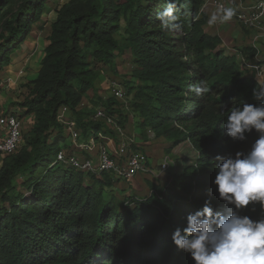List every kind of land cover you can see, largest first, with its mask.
Returning <instances> with one entry per match:
<instances>
[{
	"label": "trees",
	"instance_id": "trees-1",
	"mask_svg": "<svg viewBox=\"0 0 264 264\" xmlns=\"http://www.w3.org/2000/svg\"><path fill=\"white\" fill-rule=\"evenodd\" d=\"M46 1L0 0V71L26 41ZM166 2L68 0L56 10L20 103L24 114L33 115L32 126L0 162V264H192L176 250L172 232L185 227L187 214L205 200L222 205L212 183L213 158L247 150L256 138L222 136L227 112L220 109L224 103H255L252 90L262 85L241 61L255 55L251 44L239 47L237 56L205 30L204 0H179L176 29H162L156 19ZM127 53L133 69L124 91L140 141L151 129L172 149L182 148L168 183L147 182L145 196L120 198L113 176L84 173L55 159L68 144L62 106L82 140L114 133L94 119L97 108L127 129L130 119L117 100L98 94L92 66H112ZM201 82L209 91L197 97L189 86ZM130 147L138 149L133 142Z\"/></svg>",
	"mask_w": 264,
	"mask_h": 264
},
{
	"label": "clouds",
	"instance_id": "clouds-1",
	"mask_svg": "<svg viewBox=\"0 0 264 264\" xmlns=\"http://www.w3.org/2000/svg\"><path fill=\"white\" fill-rule=\"evenodd\" d=\"M179 0H167L156 14L162 29L180 27L177 11ZM231 9L224 15L213 14L209 23L231 18ZM197 97L207 94L201 84L189 86ZM255 103H224L222 136L245 142L256 133L247 150L213 158L215 177L212 181L222 205L203 206L186 216V226L174 229L171 241L178 252L186 254L192 264H264V86L252 90ZM232 101V100H231ZM254 213L255 215H250Z\"/></svg>",
	"mask_w": 264,
	"mask_h": 264
},
{
	"label": "rangeland",
	"instance_id": "rangeland-1",
	"mask_svg": "<svg viewBox=\"0 0 264 264\" xmlns=\"http://www.w3.org/2000/svg\"><path fill=\"white\" fill-rule=\"evenodd\" d=\"M66 1L68 0L46 1L39 21L33 25L26 41L22 44L20 49H18L13 54L11 62L0 71V78H4L8 73H10L13 77V81H11L6 89H4L2 92L3 108H11L22 113L21 116L23 117L25 132L32 126L33 115L24 114L20 103L24 100L28 92V81H30L36 75V71L38 70L39 59L43 54V47L46 42V37L50 31V23L54 20L58 7ZM220 1H223L226 4L227 9H231V18L226 21H222L218 18L215 23H209V20L213 14L217 15V17H221L224 15V12L215 11L213 7L206 5L204 8L205 11L207 8L209 11H211L208 13L207 9L206 12L208 16V20L205 25L208 26L207 32L210 34H216L220 36V38L222 37L221 45L225 49L227 48L226 46H229L230 48V50L226 49V52L229 51L231 53H237V55L240 56L239 47L247 44L249 40L247 39V35H251L252 31L245 30V28L241 27L234 19V11L238 0ZM32 40L36 41L37 43L35 44L34 52L33 46L29 44ZM92 66L97 72L95 87L97 88L98 94H100L102 97L110 96L108 91V85L110 81H117L125 90V82L132 80L131 73L133 64L128 53L124 54L123 56H117L116 61L112 66L102 64H95ZM19 71H22V73H19ZM129 101L130 95L128 94H125L124 100H117L118 107L122 110V112L127 114L128 118L130 119L127 129L124 130V139L130 144L133 141V143H136V148L145 151L148 156V171L138 174L136 177L129 180H115L114 192L115 195L120 198L121 194L123 193H130L140 197L145 196L149 193L147 182H159L160 184L168 183L170 180L169 171L172 169L177 170L179 168L180 159L178 158V151L182 148V146L179 145L172 149V145L169 140L164 137H156L151 129H147L145 132L146 140L140 141V130L134 125L136 117L130 108ZM83 102L86 104L87 100L84 99ZM64 117L66 118V116ZM66 122L64 125L65 127L67 126ZM65 132L67 134L68 130L66 129ZM100 139L105 140L107 143H109V145L114 147L119 141V137L115 136L114 133L113 135L107 134ZM88 140H90V138H88ZM70 141V137L67 136L66 142L68 144H66V146L70 144ZM168 149L171 151H167ZM165 157H167L169 165L163 171L161 170L160 165Z\"/></svg>",
	"mask_w": 264,
	"mask_h": 264
},
{
	"label": "built area",
	"instance_id": "built-area-1",
	"mask_svg": "<svg viewBox=\"0 0 264 264\" xmlns=\"http://www.w3.org/2000/svg\"><path fill=\"white\" fill-rule=\"evenodd\" d=\"M210 5L215 11L224 12L226 4L220 0H205L204 6ZM235 21L243 28L253 32L252 47L256 50L251 60L241 57L243 66L264 86V57H259L256 42L264 39V0H238L234 11ZM22 73V71H19ZM10 77L0 78V162L6 155L14 153L22 143L24 130L23 117L13 109L3 108L2 92L11 82ZM108 91L116 100H124V88L117 81H110ZM67 107L60 110L61 122L68 130L70 144L57 151L55 162L70 166L84 173L101 175L107 173L116 179L129 180L138 174L148 171L146 154L142 150H133L125 141V131L116 120L107 115L103 108H97L94 119L110 127L115 136L119 137L116 146H111L105 140H82L80 132L69 124V116L64 117ZM132 141V140H131ZM133 142V141H132ZM54 162V163H55ZM165 157L160 165L165 170L169 165Z\"/></svg>",
	"mask_w": 264,
	"mask_h": 264
},
{
	"label": "crops",
	"instance_id": "crops-1",
	"mask_svg": "<svg viewBox=\"0 0 264 264\" xmlns=\"http://www.w3.org/2000/svg\"><path fill=\"white\" fill-rule=\"evenodd\" d=\"M203 8H205V6L203 7ZM208 9V8H207ZM207 9H206V12H207ZM205 10V9H204ZM211 11H209V9H208V13H210ZM207 28H208V26H205V30L207 31ZM245 30H247V29H245ZM249 35V36H248ZM247 35V39H249L248 40V42H247V44H251V41H252V37H253V34H252V32H251V35L250 34H248ZM222 38V37H221ZM31 46H33V52H34V47H35V44H37L36 43V41H34V40H32L31 41V43H29ZM256 45H257V47H258V55H259V57H264V40L263 39H259L257 42H256ZM227 48L226 49H229L230 50V48H229V46H226ZM236 55H237V53H236ZM33 56V55H32ZM238 56V55H237ZM5 77H10L11 78V80L13 81V77L11 76V74L10 73H8V74H6V76ZM260 82V81H259ZM261 83V82H260ZM261 85L263 86V84L261 83Z\"/></svg>",
	"mask_w": 264,
	"mask_h": 264
}]
</instances>
